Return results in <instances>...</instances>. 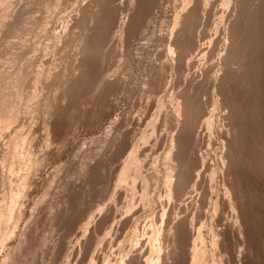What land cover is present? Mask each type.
I'll list each match as a JSON object with an SVG mask.
<instances>
[{"label": "rangeland", "instance_id": "1", "mask_svg": "<svg viewBox=\"0 0 264 264\" xmlns=\"http://www.w3.org/2000/svg\"><path fill=\"white\" fill-rule=\"evenodd\" d=\"M188 1L0 0V264H264V0Z\"/></svg>", "mask_w": 264, "mask_h": 264}, {"label": "bare ground", "instance_id": "2", "mask_svg": "<svg viewBox=\"0 0 264 264\" xmlns=\"http://www.w3.org/2000/svg\"><path fill=\"white\" fill-rule=\"evenodd\" d=\"M5 2H7V1H5ZM10 2H11V1H10ZM187 2L189 3L188 0H187ZM3 3H4V2H3ZM3 3H2V4H3ZM188 3H187V4H188ZM3 6H4V4H3ZM0 8H1V7H0ZM185 10H186V9H185ZM165 11H166V10H165ZM193 11H194V10H193ZM193 11H191V12H193ZM195 12H196V11H195ZM4 18H5V17H4ZM173 25H174V24H173ZM191 25H192V24H191ZM1 27H2V26H1ZM174 28H175V26H174ZM181 30H182V29H181ZM140 31H141V30H140ZM178 32H179V31H178ZM186 32H187V31H186ZM174 34H175V33H174ZM179 34H180V33H179ZM181 34H182V33H181ZM214 34H215V33H214ZM151 36H152V35H151ZM191 36H192V34H191ZM189 38H190V37H189ZM207 38H208V37H207ZM196 41H197V40H196ZM141 43H142V42H141ZM201 44H202V43H201ZM187 48H188V47H187ZM184 50H185V49H184ZM184 50H183V52H184ZM189 50H190V47H189ZM187 53H188V52H187ZM194 53H195V52H194ZM213 53H214V52H213ZM185 54H186V53H185ZM152 55H153V54H152ZM138 56H139V55H138ZM148 56H149V55H148ZM198 57H199V56H198ZM135 58H136V57H135ZM165 59H166V58H165ZM167 61H168V60H167ZM161 62H162V60H161ZM182 62H183V61H182ZM188 62H189V61H188ZM188 62H187V63H188ZM180 63H181V61H180ZM183 63H184V62H183ZM161 64H162V63H161ZM181 64H182V63H181ZM188 64H189V63H188ZM199 64H200V63H199ZM180 67H181V66H180ZM181 68H182V67H181ZM179 70H180V68H179ZM178 80H179V79H178ZM184 84H185V83H184ZM188 86H189V85H188ZM139 92H140V91H139ZM153 92H154V91H153ZM162 93H163V92H162ZM178 97H179V96H178ZM178 97H177V98H178ZM176 100H177V99H176ZM158 101H159V100H158ZM149 102H150V101H149ZM160 102H161V101H160ZM160 102H159V103H160ZM183 105H184V104H183ZM160 106H161V105H160ZM162 107H163V106H162ZM156 108H157V107H156ZM159 109H160V108H158V110H159ZM161 111H162V110H161ZM157 114H158V113H157ZM190 115H191V114H190ZM187 116H188V115H187ZM210 117H211V116H210ZM142 118H143V117H142ZM205 119H206V118H205ZM209 119H210V118H209ZM206 120H207V119H206ZM152 121H153V120H152ZM190 124H191V123H190ZM162 125H163V124H162ZM209 125H210V124H209ZM147 126H148V125H147ZM149 126H150V125H149ZM153 126H154V125H153ZM151 129L153 130V128H151ZM165 129H166V128H165ZM174 130H175V129H174ZM181 131H182V130H181ZM151 134H152V133H151ZM153 134H154V133H153ZM155 134H156V133H155ZM142 135H143V134H142ZM173 135H174V134H173ZM152 136H153V135H152ZM173 137H174V136H173ZM140 139H142V138H140ZM171 139H172V138H171ZM132 140H133V139H132ZM117 141H118V140H117ZM147 141H148V140H147ZM172 141H173V140H172ZM174 141H175V139H174ZM173 143H174V142H173ZM140 144H141V143H140ZM149 144H150V143H149ZM137 145H139V144H137ZM130 147H131V146H130ZM174 147H175V143H174ZM177 147H178V146H177ZM171 148H172V147H171ZM178 149H179V148H178ZM171 150H172V149H171ZM173 150H174V149H173ZM169 151H170V150H169ZM169 151L167 152L168 154L170 153ZM173 152H174V151H173ZM130 153H131V152H130ZM178 153L180 154V152H178ZM128 154H129V153H128ZM172 154H173V153H172ZM172 154L170 153L169 155H172ZM150 155H151V154H150ZM177 155H178V154H177ZM179 156H180V155H179ZM129 157H130V156H129ZM137 157H138V156H137ZM169 157H170V156H169ZM171 157H172V156H171ZM165 158H166V155H165ZM167 158H168V157H167ZM172 158H173V157H172ZM178 158H179V157H177V159H178ZM174 159H175V158H174ZM174 159H173V160H174ZM126 160H127V159H125V161H126ZM137 160H138V159H137ZM140 160H141V159H140ZM167 160H168V159H167ZM180 160H181V159H180ZM127 161H128V160H127ZM127 161H126V162H127ZM152 161H153V159H152ZM169 161H170V159H169ZM126 162H125V163H126ZM154 162H155V161H154ZM176 162H178V160H176ZM133 163H134V162H133ZM156 163H157V162H156ZM178 163H179V162H178ZM120 164H121V163H120ZM130 164H131V163H130ZM142 164H143V163H142ZM167 164H168V163H167ZM173 164L175 165V163H173ZM122 165H123V164H122ZM125 165H126V164H125ZM138 165H139V164H138ZM156 165H157V164H156ZM162 165H163V163H162ZM123 166H124V165H123ZM139 166H140V165H139ZM148 166H149V165H148ZM153 166H154V165H153ZM124 167H125V166H124ZM140 167H142V166H140ZM156 167H157V166H155V168H156ZM179 167H180V166H179ZM121 168H122V167H121ZM138 169H139V168H138ZM138 169H137V170H138ZM120 170H121V169H120ZM134 170H136V169H134ZM137 170H136V171H137ZM151 170H153V169H151ZM155 170H156V169H155ZM197 170H198V169H197ZM125 171H127V170H125ZM136 171H135V172H136ZM143 171H144V170H143ZM166 171H167V170H166ZM132 172H133V171H132ZM119 173H120V172H119ZM133 173H134V172H133ZM139 173H140V172H139ZM157 173H158V168H157ZM168 173H170V171H169ZM125 174H126V173H125ZM129 174H130V173H129ZM198 174H199V173H198ZM133 175H134V174H133ZM145 175H146V174H145ZM167 175H168V174H167ZM169 175H170V174H169ZM171 175H173V174H171ZM196 175H197V173H196ZM143 176H144V175H143ZM160 176H161V175H160ZM158 177H159V176H158ZM173 177H174V176H173ZM189 177H190V176H189ZM168 178H170V177H168ZM168 178H167V179H168ZM196 178H197V177H196ZM119 179H120V178H119ZM132 179H133V178H132ZM132 179H130V180H132ZM134 179H135V178H134ZM171 179L173 180L172 177H171ZM171 179H170V180H171ZM184 179H185V178H184ZM184 179H183V180H184ZM194 179H195V178H194ZM183 180H182V181H183ZM137 181H138V180H137ZM151 181H152V180H151ZM121 182H123V181H121ZM135 182H136V181H134V183H135ZM168 182H169V181H168ZM183 182H184V181H183ZM183 182H182V183H183ZM124 183H125V182H124ZM129 183H130V182H129ZM134 183H133V184H134ZM152 183H153V182H152ZM184 183H185V182H184ZM133 184H132V185H133ZM168 184H169V183H168ZM192 184H193V183H192ZM132 185H131V186H132ZM170 185H171V184H170ZM178 185H179V184H178ZM134 187H136V186H134ZM145 187H146V186H145ZM169 187H170V186H169ZM175 187H176V186H175ZM131 188H132V187H131ZM172 188H173V187H172ZM133 189H134V188H133ZM145 190H146V189H145ZM147 190H148V189H147ZM135 191H136V190H135ZM147 192H148V191H147ZM169 192H170V190H169ZM133 193H134V192H133ZM147 194H148V193H147ZM172 194H173V192H172ZM148 195H149V194H148ZM166 195L169 196L170 193H169V194L167 193ZM168 196H167V197H168ZM172 196H173V195H172ZM210 196H211V195H210ZM10 197H11V196H10ZM11 198H12V197H11ZM146 198H147V197H146ZM168 198H169V197H168ZM152 201H153V200H152ZM129 208H130V207H129ZM126 211H127V210H126ZM200 222H201V221H200ZM214 226H215V225H214ZM198 234H199V233H198ZM191 236H192V235H191ZM197 237H199V236H197ZM241 239H242V238H241ZM198 240H199V239H198ZM211 240H212V239H211ZM218 243H219V242H218ZM193 245H194V244H193ZM216 245H217V244H216ZM191 252H192V251H191ZM188 257H189V256H188ZM191 257H192V256H191ZM193 258H194V257H193ZM190 259H191V258H190ZM193 264H195V263H193Z\"/></svg>", "mask_w": 264, "mask_h": 264}]
</instances>
